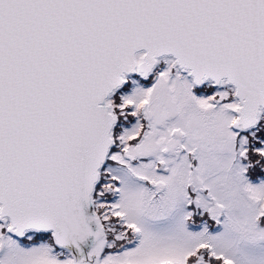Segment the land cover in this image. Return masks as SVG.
Segmentation results:
<instances>
[{
	"label": "snow or ice",
	"instance_id": "snow-or-ice-1",
	"mask_svg": "<svg viewBox=\"0 0 264 264\" xmlns=\"http://www.w3.org/2000/svg\"><path fill=\"white\" fill-rule=\"evenodd\" d=\"M0 264H264V0H0Z\"/></svg>",
	"mask_w": 264,
	"mask_h": 264
}]
</instances>
